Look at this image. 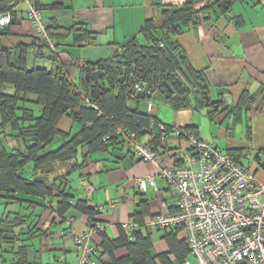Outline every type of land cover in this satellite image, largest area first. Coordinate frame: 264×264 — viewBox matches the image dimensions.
I'll return each mask as SVG.
<instances>
[{"label": "crops", "instance_id": "obj_1", "mask_svg": "<svg viewBox=\"0 0 264 264\" xmlns=\"http://www.w3.org/2000/svg\"><path fill=\"white\" fill-rule=\"evenodd\" d=\"M217 1L70 0L63 9H44L43 19L58 45L57 57L66 66L69 79L81 88L79 73L83 65L95 66L111 59L131 39L144 44L141 28L148 20L157 24L163 9L186 4H191L195 11L206 8L205 17L182 26L180 34L172 40L184 53L189 66L202 75L208 88L207 101L217 105L199 104L200 95L194 93L188 108L175 111L157 92L150 102L151 113L159 127L194 131L200 139L231 153L264 185V0H237L227 12L221 11ZM26 8L22 0L12 7L10 24L0 28L3 31L0 49L15 52L19 46H24L27 67L29 59L33 67L38 66V61L49 60L51 54L46 57L43 53L46 47L27 22ZM72 29L86 30L93 44L77 43ZM44 66L41 67L50 69L51 61L50 67ZM162 109L167 111L165 120L158 115ZM58 128L61 132L75 134L80 125L63 117ZM139 139L155 148L160 156L159 165L143 163L126 147L117 145L91 154L82 149L79 158L82 168L71 174L69 187L74 194L73 202L80 199L87 201L90 207L99 208L96 219L103 225L109 240L118 237L133 214L144 211L141 231L151 240V253L170 257L165 236L170 234L183 240V233L177 229H150L146 224L156 216L175 212L176 194L159 176V167L180 165L189 147L174 133L158 141L143 133ZM148 178L153 182L147 181ZM138 180L146 181L143 190L139 189ZM18 198L24 202L6 203L0 199V229L9 230L14 217L25 221L23 226L13 228L18 243L0 242V264L17 260L14 247L20 243L25 246L23 255L29 264H78L79 248L75 239L87 233V217L72 207L61 217L47 207L50 206L48 200ZM101 239L98 234H91L93 245L99 246ZM124 255V249L114 253L116 258ZM186 260H191L190 256ZM91 261L92 264L109 263L108 257L99 251Z\"/></svg>", "mask_w": 264, "mask_h": 264}, {"label": "trees", "instance_id": "obj_2", "mask_svg": "<svg viewBox=\"0 0 264 264\" xmlns=\"http://www.w3.org/2000/svg\"><path fill=\"white\" fill-rule=\"evenodd\" d=\"M44 1L49 3L44 4ZM69 1L34 0V4L44 12V9H63ZM235 1L218 0L216 5L222 12H227ZM17 2L0 0V14L8 12L12 17V7ZM206 13V8L195 11L191 4L163 9L157 24L148 20L141 28L144 44L131 39L111 59L95 66L83 65L79 73L81 88L69 79L66 66L57 57L56 43L57 53L46 47L51 54L50 69L28 68L27 48L24 46H19L15 52L1 48L0 199L18 204L24 202L18 198L20 196L48 200L50 206L47 207L61 217L71 207L76 209L87 217V233L93 231L101 236L99 246L93 245L95 255L98 251L106 255L108 264H183L189 256L188 248L184 240L174 235L165 236L170 257L151 253V240L141 231L144 211L133 214L130 236L120 229L118 237L109 240L103 225L96 219L99 208L90 207L87 201L80 199L73 202L69 178L82 168L83 163L79 160L82 149H87L88 154L105 151L111 145L129 150L119 138L103 141L116 129L133 133L138 140L143 133H148L154 141L173 133V128L159 127L151 111L144 116L138 112L140 102H151L157 92L175 111L188 108L194 93L200 95L199 104L207 107L217 105L206 100L208 88L202 75L189 66L184 53L172 40L180 34L182 26L198 22ZM46 29L53 40L50 28ZM72 30L77 43L90 45L93 42L86 30ZM95 69L102 72V77L94 80L91 73ZM135 83L142 85L144 90L139 96H133L131 91ZM85 101L90 103L89 106H84ZM35 108L38 109L36 112ZM211 114L212 111L208 113L209 116ZM63 117L79 124L80 130L75 134L61 132L58 125ZM183 131L197 136L194 131ZM5 142L12 143L6 146L3 145ZM228 154L238 162L231 153ZM24 223L23 218L14 217L10 231L0 229V242L18 243L13 228ZM20 244L14 247L17 260L12 264H29L23 255L25 246ZM119 249H124L125 255L116 258L114 253Z\"/></svg>", "mask_w": 264, "mask_h": 264}, {"label": "built area", "instance_id": "obj_3", "mask_svg": "<svg viewBox=\"0 0 264 264\" xmlns=\"http://www.w3.org/2000/svg\"><path fill=\"white\" fill-rule=\"evenodd\" d=\"M22 1L27 6L25 18L42 45L57 53L55 42L47 33L42 10L35 6L34 0ZM10 21L8 12L0 14V28ZM82 46L89 45L83 42ZM131 91L133 96L144 93L142 85L137 83ZM85 104L90 103L85 101ZM90 107L96 109L93 105ZM173 133L186 141L189 153L182 156L180 165H161L159 176L175 192L176 209L174 213L150 219L146 227L182 232L191 258L183 264H264V185L216 145L183 130ZM113 137L126 144L137 160L160 164L159 154L135 134L116 129L103 141ZM147 181L153 182L151 178ZM145 182L138 180L140 190ZM132 227L131 221L124 227L129 236ZM92 232L75 239L80 251L78 264H92L91 257L96 251L91 243Z\"/></svg>", "mask_w": 264, "mask_h": 264}, {"label": "rangeland", "instance_id": "obj_4", "mask_svg": "<svg viewBox=\"0 0 264 264\" xmlns=\"http://www.w3.org/2000/svg\"><path fill=\"white\" fill-rule=\"evenodd\" d=\"M73 49V48H72ZM43 53L45 54V56L47 57V56H49L50 55V52L48 51V50H46V49H44L43 50ZM42 62H44V63H42ZM32 64V60L31 59H29V63H28V68H30L31 65ZM43 64H45L46 66H44V67H50V61L46 58V59H44V61H38L37 62V65L39 66V67H41V66H43ZM38 109L37 108H35V112L37 111ZM166 112L167 111H165V109H162V111H160L159 112V117L161 118V119H163V120H165V118L164 117H166L167 115H166ZM10 143V142H9ZM8 142H5L3 145H6V146H9V145H11V143L9 144Z\"/></svg>", "mask_w": 264, "mask_h": 264}, {"label": "water", "instance_id": "obj_5", "mask_svg": "<svg viewBox=\"0 0 264 264\" xmlns=\"http://www.w3.org/2000/svg\"><path fill=\"white\" fill-rule=\"evenodd\" d=\"M91 77L95 80V79H98V78H101L102 77V72L101 71H94L91 73ZM206 100H208V97L206 96L205 97ZM148 106H149V102L148 101H141L140 104H139V108H138V112L139 114L141 115H147L148 114Z\"/></svg>", "mask_w": 264, "mask_h": 264}]
</instances>
